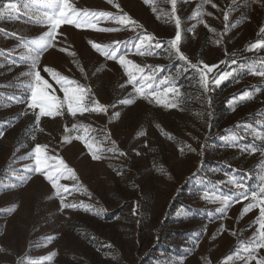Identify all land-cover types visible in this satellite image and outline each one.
Masks as SVG:
<instances>
[{
	"label": "rangeland",
	"instance_id": "rangeland-1",
	"mask_svg": "<svg viewBox=\"0 0 264 264\" xmlns=\"http://www.w3.org/2000/svg\"><path fill=\"white\" fill-rule=\"evenodd\" d=\"M70 2L89 12L119 14L123 9L143 27L109 33L62 25L55 47L42 54L38 65L52 84L50 94L64 98L44 66L91 89L89 102L98 100L108 110L75 117L65 110L55 118L42 117L37 126V113L27 108L26 57L27 48L35 47L31 41L48 30L33 14L48 9L31 0H0V6H18L12 13L18 18L9 19L6 11L0 19V29L9 33L0 32V50H6L0 55V83L11 85L0 88V264H245L242 248L257 232L259 208L242 210L264 186V76L254 74L264 70V49L248 50L264 41L259 31L264 0H212L216 8L204 0H177L181 52L192 63L218 65L208 74L209 90L185 61L164 50L177 31L170 0H114L120 9L108 0ZM97 27L119 26L101 19ZM144 33L155 38L153 43L160 41L162 49L137 55L136 37ZM115 39L128 41L118 55L164 69L158 88L163 87L159 79L173 77L182 93L179 107L141 96L128 83L125 69L88 43L108 45ZM225 71L233 75L215 85L214 78ZM142 84L137 80L135 87ZM244 92L252 98L240 101ZM126 99L133 102L121 103ZM74 124L91 131L73 129ZM78 135L95 137L101 159H93L82 140L75 139ZM37 144L47 145V156L62 158L74 170L75 178L66 174L69 178L59 182L69 191H59L64 203L76 208H62L50 182L28 171ZM253 145L255 151L246 150ZM233 181L244 188L237 189ZM240 191L249 199L237 201ZM216 197H228L230 203L225 207ZM255 255L264 258V249Z\"/></svg>",
	"mask_w": 264,
	"mask_h": 264
},
{
	"label": "snow or ice",
	"instance_id": "snow-or-ice-1",
	"mask_svg": "<svg viewBox=\"0 0 264 264\" xmlns=\"http://www.w3.org/2000/svg\"><path fill=\"white\" fill-rule=\"evenodd\" d=\"M167 2V0H166ZM31 3L38 4L42 8L48 9L47 11H42L38 15L33 14V19L40 23L41 25H46L48 30L39 38L31 41V44L35 47H28V56L27 60L30 61V67L28 70V77L30 78V83L26 85L29 95L27 108L33 112H36L35 123L38 126L42 117H51L55 118L64 114L65 110L75 117L78 113L83 115L86 112H97V113H106L107 106L101 104L98 100L92 99L89 102V93L91 89L85 88L78 84L77 81L69 79L67 76L61 75L59 72L55 71L52 67L44 66L43 71L48 73L50 77L59 85V89L64 93L63 100H58L53 94H50L52 89V84L48 82L42 75L41 70L38 67L40 58L42 54L47 51L50 47H55L53 43L58 34V29L62 25H74L76 28H90L99 32H118L123 28H131L135 31L136 28H142L143 26L134 20L127 13L123 12V9H120L119 3H114V0H108V3L113 4L117 9H120L119 14H113L112 12H89L84 10H78L70 0H31ZM145 4L150 3V0H144ZM172 5L171 16L175 20V25L177 31L175 32L174 38L167 41V48L164 49L169 53V57L174 54L178 59L183 60L187 63L188 67L193 69L199 76V83L205 90H209V79L208 74L213 71L214 68H217L218 65L209 66L207 63L196 64L192 63L188 57L181 52L180 45L182 41V35L180 31L181 21L178 16H176V5L177 0H170ZM204 3H211L213 8H216L217 5L212 3V0H204ZM27 7V5H26ZM203 7V5H201ZM18 6L16 3H3L0 6V19L3 18L4 13L8 11L9 19L18 18L13 16L12 13L17 12ZM153 11H156V8H153ZM27 14V13H26ZM202 13H198L201 15ZM211 15V13H208ZM101 19L111 20L119 27H107V28H98L97 24ZM229 15L227 12L224 13V20L227 21ZM207 27V25H205ZM260 33L264 34V27L259 29ZM0 32H3L6 36L9 35L4 29H0ZM12 36H16V33H11ZM21 40L24 38L21 37ZM154 37L151 34H140L136 37L138 41L135 43L134 48L137 55H153V48L162 49L163 45L160 41H154ZM88 43L91 45V48L94 49L97 53H100L108 60H115L123 67L128 76V83L132 84L135 88V91L138 92L141 96L151 97L157 104H163L167 108H177L182 103V93L180 88L176 85L172 76H165L162 79H159L158 84L163 86L158 88L157 77L158 74L163 72L164 69L160 66H145L142 67L132 60L127 58L126 54H119L122 44H127L128 41H122L119 39L113 40L112 44L102 45L93 40H89ZM256 48L264 49V41L252 44L248 50H253ZM6 50H0V55H3ZM60 51H66V49L61 48ZM74 55V53H72ZM220 63H225L221 61ZM236 62L233 61V64ZM261 68L264 69V60L260 61ZM83 71V69H81ZM235 71V70H233ZM233 71H225L220 74L218 77L214 78L215 85L219 86L222 81L228 79L233 75ZM254 74L259 76H264V70L254 72ZM137 80L144 81L140 87L136 88ZM10 84L0 83V88L9 87ZM123 87V85H121ZM251 92H244L240 97V101H245L252 98ZM58 101V102H57ZM130 99L121 101V103H132ZM38 109V112H37ZM116 115H119L118 113ZM73 129L83 128L85 133L91 131L88 126L84 125H73ZM68 131V129H66ZM3 136V133L0 132V137ZM35 138L34 136L32 137ZM75 139L82 140L85 147L89 149L90 154L93 159H101L100 155H97V152L101 151L99 142L95 140V137L85 136H76ZM239 137L233 136V140H238ZM264 139V137H262ZM65 142H70L68 137H65ZM115 143V142H113ZM47 145H35L33 151L29 154L30 158L34 160V166L28 171H34L45 177L47 181L50 182L51 187L56 191V195L61 196V207L62 208H76V204H66L64 203V198L59 191L63 188V192H68L69 188L66 185H61L59 182L61 179L75 178L74 170L69 168L62 158L47 156L45 154ZM95 149V150H93ZM248 151H255L256 146L253 145ZM108 151H114V149H108ZM124 155V153H120ZM51 161H57L56 163H51ZM261 180L264 181V176H261ZM237 189H243L244 185L242 183L233 181ZM241 197L245 200L249 199L248 195L244 191H240L236 196V200L239 201ZM217 199H222V203L227 207L230 203L228 197H216ZM252 202L246 205L243 208V212L247 213L254 207L259 208V216L257 218L258 229L257 232L244 244L242 251L246 253L245 256H240V259L245 261V264H251L252 260H256L257 264H264V258L257 259L255 255L260 249H264V186L259 190V193L253 192L251 197ZM85 210H90L91 206H84ZM135 212V209L133 210ZM237 255H239L237 253ZM227 259L231 260L232 257L229 256ZM35 264V262H32Z\"/></svg>",
	"mask_w": 264,
	"mask_h": 264
},
{
	"label": "trees",
	"instance_id": "trees-1",
	"mask_svg": "<svg viewBox=\"0 0 264 264\" xmlns=\"http://www.w3.org/2000/svg\"><path fill=\"white\" fill-rule=\"evenodd\" d=\"M181 82H183V81L181 80ZM181 82H180L179 84H181ZM224 85H225V84H224ZM225 86H226V85H225ZM225 86H224V87H225Z\"/></svg>",
	"mask_w": 264,
	"mask_h": 264
}]
</instances>
